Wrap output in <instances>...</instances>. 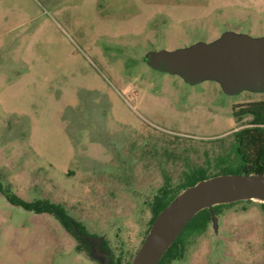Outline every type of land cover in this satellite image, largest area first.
<instances>
[{
  "label": "rangeland",
  "instance_id": "1",
  "mask_svg": "<svg viewBox=\"0 0 264 264\" xmlns=\"http://www.w3.org/2000/svg\"><path fill=\"white\" fill-rule=\"evenodd\" d=\"M226 25L264 36V0H0L1 183L26 201L62 204L102 251L131 261L163 175L177 184L191 168L218 171V143L201 138L249 126L232 106L264 100L188 84L150 68L144 53L210 41ZM153 131L145 146L173 139L159 145L176 162H126L136 133ZM232 143L225 137L224 150ZM259 202L224 209L172 264H264ZM87 242L0 193V264H102Z\"/></svg>",
  "mask_w": 264,
  "mask_h": 264
},
{
  "label": "water",
  "instance_id": "2",
  "mask_svg": "<svg viewBox=\"0 0 264 264\" xmlns=\"http://www.w3.org/2000/svg\"><path fill=\"white\" fill-rule=\"evenodd\" d=\"M144 58L150 68L177 75L189 84L211 80L228 95L264 93V36L226 30L210 41L151 50ZM239 200L264 203V173H221L183 188L154 217L129 264H158L198 211ZM79 234L93 244V253L102 258V264H109L110 255L100 249V238Z\"/></svg>",
  "mask_w": 264,
  "mask_h": 264
},
{
  "label": "trees",
  "instance_id": "3",
  "mask_svg": "<svg viewBox=\"0 0 264 264\" xmlns=\"http://www.w3.org/2000/svg\"><path fill=\"white\" fill-rule=\"evenodd\" d=\"M233 115L236 119H240L244 116H249L251 118L249 126H246L233 134V143L236 155L238 156L240 162L235 165L217 164L215 167L218 171L216 172H209V168L202 166L191 168L185 173L184 180L181 181L177 188L170 194L167 188L169 184L166 183L165 188L162 189L165 195H155L150 205V209L152 211V217L149 220L150 226L154 217L177 195V193H179L183 188L193 185L201 179L221 173H264V100L245 102L233 112ZM0 193L4 195L7 201L13 205L33 210L36 213L52 214L67 231H69L76 238L83 240L85 245L89 244L87 240L79 236L75 231L76 228L77 231L89 235L83 225L79 221H75L74 218L67 213L62 204L55 203L47 199L26 201L16 193L9 191L8 187H4L1 181ZM251 201L252 200H239L230 203H221L216 204L211 208H203L198 211L169 246L158 264H172L173 261L182 258L186 245L192 238H195L206 231L209 223L212 221V216L219 215L224 209L237 203ZM259 203L264 208V203ZM76 248L80 250L79 245ZM129 263L130 261L122 262L120 258L113 259L110 255L109 264Z\"/></svg>",
  "mask_w": 264,
  "mask_h": 264
},
{
  "label": "flooded vegetation",
  "instance_id": "4",
  "mask_svg": "<svg viewBox=\"0 0 264 264\" xmlns=\"http://www.w3.org/2000/svg\"><path fill=\"white\" fill-rule=\"evenodd\" d=\"M226 25V29L220 31V34L223 33L226 30H233V29H229ZM235 31V30H233ZM218 35V36H219ZM217 36V37H218ZM214 39V38H213ZM151 50H146L144 53V56L147 52H149ZM144 62H145V58ZM146 63V62H145ZM185 82V81H184ZM187 83V82H186ZM189 84V83H188ZM245 103V102H244ZM243 103H238L236 106H232V111L234 112L236 109H238L240 107V105ZM243 118V117H242ZM240 118V119H242ZM244 127L241 128H236L234 130H231L230 132L226 133L225 132H217L214 134H210V135H214V136H210V137H205V138H201V141H210V142H217L219 147H220V153L216 156V164H222V165H235L238 164L240 162L238 156L236 155V151H235V146L234 143H232V145L230 146V148L228 150H224L222 143L225 139V137L231 136L233 138L234 141V137L233 134L234 132L243 129ZM187 129V127H186ZM134 131H151L150 129L147 128H133ZM135 133V132H134ZM156 132H140V133H136V135H140L137 139L139 140V145L137 146L136 144H134L136 141V138H133V140H131V147H129V149L127 150V153L129 154L128 156L130 158L125 159L126 162H129L131 165L137 164V165H142L145 167H149V166H154V167H160V166H165V165H169V164H174L177 160V156L176 154L173 155L172 150L169 149L167 150L165 147H160V141L164 144V143H168L170 144L173 139H167L163 137V139H159L158 137H154L152 138L149 144V147L145 146L146 144H148L149 138L147 137L149 134L153 135ZM164 135V133H162ZM178 134H183V133H178ZM186 134V133H184ZM143 135V136H142ZM145 135V137H144ZM127 156V157H128ZM115 160H119L118 158ZM122 163L123 162L122 160ZM185 176V175H184ZM164 178V183H168V190H169V194L174 191L177 186L180 184V182H178L177 184H172L171 183V179H169L165 174L163 175ZM165 184L160 185V187H158L157 191H156V195H165V193L162 191L163 188H165ZM164 193V194H163ZM75 225V224H74ZM76 233L80 236L79 231H77V229L75 230Z\"/></svg>",
  "mask_w": 264,
  "mask_h": 264
}]
</instances>
